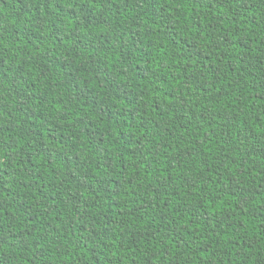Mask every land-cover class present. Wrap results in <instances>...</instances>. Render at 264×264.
Listing matches in <instances>:
<instances>
[{"label":"trees","instance_id":"16d2710c","mask_svg":"<svg viewBox=\"0 0 264 264\" xmlns=\"http://www.w3.org/2000/svg\"><path fill=\"white\" fill-rule=\"evenodd\" d=\"M0 264H264V0H0Z\"/></svg>","mask_w":264,"mask_h":264}]
</instances>
